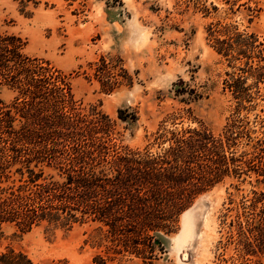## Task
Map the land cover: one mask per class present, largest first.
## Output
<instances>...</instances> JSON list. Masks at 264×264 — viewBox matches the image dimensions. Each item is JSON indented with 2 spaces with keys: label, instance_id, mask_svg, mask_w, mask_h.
Listing matches in <instances>:
<instances>
[{
  "label": "trees",
  "instance_id": "1",
  "mask_svg": "<svg viewBox=\"0 0 264 264\" xmlns=\"http://www.w3.org/2000/svg\"><path fill=\"white\" fill-rule=\"evenodd\" d=\"M208 34L234 68L223 87L235 105L221 130L213 132L187 108L166 116L149 142L130 147L116 141L109 115L80 110L64 71L24 53L20 36L0 32V87L14 93L10 103L0 100V235L5 224L29 231L42 223L68 230L93 222L106 252L152 264L163 252L158 233L174 232L199 195L226 180L264 183V118L246 115L264 100V36L220 22ZM114 67L104 57L94 63L102 91L127 79ZM175 84L176 95H197L181 79ZM228 203L218 240L222 260L259 264L252 257L264 254V192L252 187ZM231 246L234 254L224 257ZM0 264L33 262L8 246Z\"/></svg>",
  "mask_w": 264,
  "mask_h": 264
},
{
  "label": "rangeland",
  "instance_id": "2",
  "mask_svg": "<svg viewBox=\"0 0 264 264\" xmlns=\"http://www.w3.org/2000/svg\"><path fill=\"white\" fill-rule=\"evenodd\" d=\"M217 22L264 36V0H0V32L20 36L24 53L64 71L80 110L109 115L116 141L130 147L149 142L166 116L187 108L213 132L221 130L235 105L223 87L234 68L213 48L208 27ZM100 57L127 74L109 92L92 77ZM179 79L197 95H176ZM13 95L0 87L1 101L10 103ZM255 114L264 118V100L246 112L249 120ZM187 124L196 125L184 119ZM252 187L264 192L262 182L226 180L199 195L174 232L158 233L163 252L152 264H230L218 247L225 233L222 215L229 196L239 201ZM97 225L66 230L42 223L22 231L5 224L0 252L13 247L33 264H99L101 256L107 258L103 264H146L134 255L106 252L105 242L97 241ZM233 254L231 246L224 257ZM252 259L264 264V254Z\"/></svg>",
  "mask_w": 264,
  "mask_h": 264
}]
</instances>
